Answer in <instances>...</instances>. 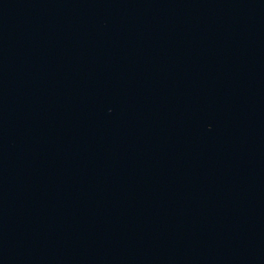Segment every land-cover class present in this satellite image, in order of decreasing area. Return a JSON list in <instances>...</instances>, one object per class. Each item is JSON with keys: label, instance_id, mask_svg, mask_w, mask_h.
Segmentation results:
<instances>
[{"label": "water", "instance_id": "1", "mask_svg": "<svg viewBox=\"0 0 264 264\" xmlns=\"http://www.w3.org/2000/svg\"><path fill=\"white\" fill-rule=\"evenodd\" d=\"M0 264H264V0H0Z\"/></svg>", "mask_w": 264, "mask_h": 264}]
</instances>
